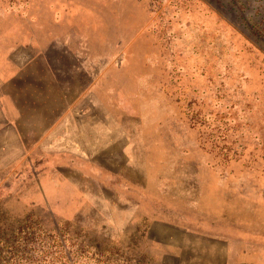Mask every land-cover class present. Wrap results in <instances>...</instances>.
Wrapping results in <instances>:
<instances>
[{
    "label": "rangeland",
    "instance_id": "obj_1",
    "mask_svg": "<svg viewBox=\"0 0 264 264\" xmlns=\"http://www.w3.org/2000/svg\"><path fill=\"white\" fill-rule=\"evenodd\" d=\"M0 264H264V0H0Z\"/></svg>",
    "mask_w": 264,
    "mask_h": 264
}]
</instances>
